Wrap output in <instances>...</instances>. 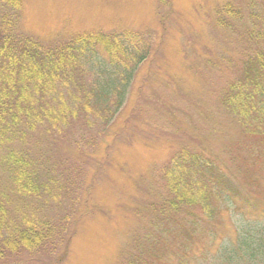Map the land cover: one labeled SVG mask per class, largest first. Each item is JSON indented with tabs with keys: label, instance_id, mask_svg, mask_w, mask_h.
Instances as JSON below:
<instances>
[{
	"label": "trees",
	"instance_id": "16d2710c",
	"mask_svg": "<svg viewBox=\"0 0 264 264\" xmlns=\"http://www.w3.org/2000/svg\"><path fill=\"white\" fill-rule=\"evenodd\" d=\"M227 7L226 14H239ZM21 22L22 0H0V264H52L49 256L59 250L58 263L68 256L77 233L73 193L83 181L70 175L77 169L51 163L39 140L56 147L72 140L69 130L79 120L111 121L151 48L130 30L43 43L20 31ZM242 36L249 47L220 94L243 135L242 157L229 168L204 149L179 147L159 170L163 193L147 200L146 226L116 264H264L259 223L236 227V239L216 248L226 217H264V26ZM93 69L96 79L87 80ZM53 208L62 209L58 218L49 215ZM42 254L46 263L28 260Z\"/></svg>",
	"mask_w": 264,
	"mask_h": 264
},
{
	"label": "rangeland",
	"instance_id": "374dc122",
	"mask_svg": "<svg viewBox=\"0 0 264 264\" xmlns=\"http://www.w3.org/2000/svg\"><path fill=\"white\" fill-rule=\"evenodd\" d=\"M227 6L239 12L238 19L225 13ZM263 21L264 0H22L19 29L43 43L82 32L130 30L151 48L111 121L100 115L95 123L79 120L69 130L72 140L56 147L39 140L51 163L77 169L70 175L83 181L73 193L77 233L68 256L58 263L59 250L49 256L52 264H116L133 234L146 226L147 200L163 193L159 170L179 147L204 149L235 168L232 159L242 157L243 135L220 94L249 47L243 32L261 29ZM89 73L92 81L98 70ZM61 211L53 208L49 215L58 218ZM232 217H226L225 240L216 248L234 241L242 224L264 227V217ZM28 257L11 259L46 263L48 256Z\"/></svg>",
	"mask_w": 264,
	"mask_h": 264
}]
</instances>
